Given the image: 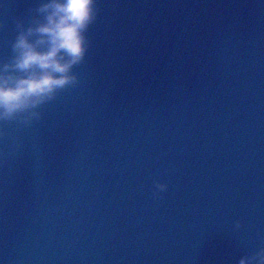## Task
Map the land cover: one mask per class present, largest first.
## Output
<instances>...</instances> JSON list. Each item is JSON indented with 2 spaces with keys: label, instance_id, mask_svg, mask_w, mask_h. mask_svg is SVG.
I'll list each match as a JSON object with an SVG mask.
<instances>
[{
  "label": "water",
  "instance_id": "1",
  "mask_svg": "<svg viewBox=\"0 0 264 264\" xmlns=\"http://www.w3.org/2000/svg\"><path fill=\"white\" fill-rule=\"evenodd\" d=\"M0 264H264V0H0Z\"/></svg>",
  "mask_w": 264,
  "mask_h": 264
}]
</instances>
